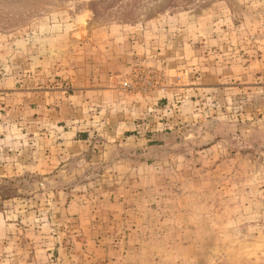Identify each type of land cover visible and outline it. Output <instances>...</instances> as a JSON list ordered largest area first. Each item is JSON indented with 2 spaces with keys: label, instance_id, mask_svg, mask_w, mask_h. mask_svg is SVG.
Masks as SVG:
<instances>
[{
  "label": "rangeland",
  "instance_id": "1",
  "mask_svg": "<svg viewBox=\"0 0 264 264\" xmlns=\"http://www.w3.org/2000/svg\"><path fill=\"white\" fill-rule=\"evenodd\" d=\"M178 6L0 0V264H264V0Z\"/></svg>",
  "mask_w": 264,
  "mask_h": 264
},
{
  "label": "trees",
  "instance_id": "2",
  "mask_svg": "<svg viewBox=\"0 0 264 264\" xmlns=\"http://www.w3.org/2000/svg\"><path fill=\"white\" fill-rule=\"evenodd\" d=\"M183 1L184 0H171V8H173V10L177 9L179 7L178 4L182 3Z\"/></svg>",
  "mask_w": 264,
  "mask_h": 264
},
{
  "label": "bare ground",
  "instance_id": "3",
  "mask_svg": "<svg viewBox=\"0 0 264 264\" xmlns=\"http://www.w3.org/2000/svg\"><path fill=\"white\" fill-rule=\"evenodd\" d=\"M82 26L84 25V21L81 22ZM84 35V32L81 31V32H75L72 36L76 39H81Z\"/></svg>",
  "mask_w": 264,
  "mask_h": 264
}]
</instances>
